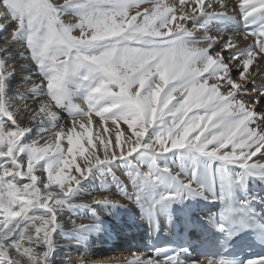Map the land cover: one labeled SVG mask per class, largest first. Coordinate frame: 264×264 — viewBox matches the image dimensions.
Returning a JSON list of instances; mask_svg holds the SVG:
<instances>
[{
  "label": "snow or ice",
  "instance_id": "obj_1",
  "mask_svg": "<svg viewBox=\"0 0 264 264\" xmlns=\"http://www.w3.org/2000/svg\"><path fill=\"white\" fill-rule=\"evenodd\" d=\"M236 16L241 30H210ZM0 34V264H52L64 212L79 242L98 230L81 209L126 201L153 213L220 200L219 230L264 232V214L232 202L234 186L264 180V0H0ZM14 49L35 72L10 95ZM96 173L118 195L74 200ZM161 251L61 264H230Z\"/></svg>",
  "mask_w": 264,
  "mask_h": 264
},
{
  "label": "bare ground",
  "instance_id": "obj_2",
  "mask_svg": "<svg viewBox=\"0 0 264 264\" xmlns=\"http://www.w3.org/2000/svg\"><path fill=\"white\" fill-rule=\"evenodd\" d=\"M238 17H229L227 20L214 22L210 25V30L216 31L219 28H224L227 31L241 30ZM223 23L226 24L225 27L221 26ZM9 62L14 63L17 71H19L13 74L9 89V91L14 90L15 93L20 76L28 72H35V67L34 65L27 64L21 68L20 64L24 62L19 57L18 50L15 49ZM68 120V113L61 111L59 123H66ZM109 127L111 128L112 126L109 124ZM122 128H126V125H122ZM114 135L113 132V139ZM35 136L36 131L33 129L32 132L27 134L25 139L31 140ZM169 159H171V154H169ZM117 163L120 165L119 171L125 170V165L122 162ZM229 168L231 175H238L241 172L238 167L229 166ZM119 171L117 175L121 176L122 179H126ZM108 179L110 180V178ZM103 182L105 183L106 181L99 173L90 175L86 180L81 182V185L73 194V199L76 201L90 199L95 194V191L103 186ZM105 184V187L110 192L118 195V188L115 184L107 182ZM235 188L242 194L243 198L248 199L254 208L259 212L261 211L260 214H264V180L249 178L246 181L245 188L242 189L238 186H235ZM216 201L189 197L172 204L167 212L154 211L153 213H148L131 201L124 202L122 207L95 206V215L88 209H81L78 217L82 211H85V213L79 219L83 222L95 219L98 230L91 232L85 239L79 240V242H76L79 238L75 234L66 235L70 225L64 217L68 213L64 212L61 217L63 231L58 230L55 234L57 247L52 255V264H61L62 259L67 255H72L76 259L81 254H86L92 259H114L127 257L130 252H149L147 243L149 239H153L156 230H160L162 235L171 236L174 234V230L178 228L179 231L188 230L189 235H192L194 231L189 230V223H192L194 220L199 221L200 224L208 225L211 230H214L213 212L216 209ZM167 217H169V220L166 219ZM102 245V250L106 248L105 246L109 249L116 247L115 250H118V252H116V255L104 256L99 250ZM190 259L181 257V260L185 262ZM194 259L203 258L196 257Z\"/></svg>",
  "mask_w": 264,
  "mask_h": 264
},
{
  "label": "rangeland",
  "instance_id": "obj_3",
  "mask_svg": "<svg viewBox=\"0 0 264 264\" xmlns=\"http://www.w3.org/2000/svg\"><path fill=\"white\" fill-rule=\"evenodd\" d=\"M19 71H16V73H18ZM22 90V89H21ZM14 93V90L13 91H9V94L11 95V94H13ZM69 116V115H68ZM94 119H97V118H94ZM106 183V182H105ZM104 182H103V186L105 187L106 186V184H105ZM98 191V190H97ZM96 192V191H95ZM85 213V211H82L81 213H80V215H79V218H82L83 217V214ZM64 217L68 220V217H69V215L68 214H65L64 215ZM103 247V245L100 247V253L102 254V255H104V256H111V255H116V252H118V250H115L116 249V247H111V246H109V247H111V248H113V249H109L107 246H105L106 248V250L105 249H101ZM102 250V251H101Z\"/></svg>",
  "mask_w": 264,
  "mask_h": 264
}]
</instances>
